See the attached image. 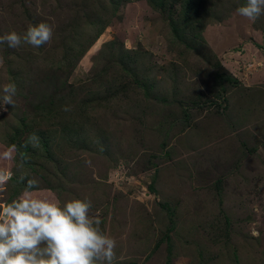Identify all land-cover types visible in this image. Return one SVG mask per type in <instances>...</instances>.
I'll list each match as a JSON object with an SVG mask.
<instances>
[{
  "label": "rangeland",
  "instance_id": "rangeland-1",
  "mask_svg": "<svg viewBox=\"0 0 264 264\" xmlns=\"http://www.w3.org/2000/svg\"><path fill=\"white\" fill-rule=\"evenodd\" d=\"M245 4L0 0V36L53 29L39 48L0 44V97L17 87L0 170L37 180L34 196L90 200L113 264H264V15Z\"/></svg>",
  "mask_w": 264,
  "mask_h": 264
},
{
  "label": "clouds",
  "instance_id": "clouds-1",
  "mask_svg": "<svg viewBox=\"0 0 264 264\" xmlns=\"http://www.w3.org/2000/svg\"><path fill=\"white\" fill-rule=\"evenodd\" d=\"M236 12L255 22L264 15V0H246ZM52 37L51 25L29 24L23 34L10 31L0 36V44L13 49L22 44L39 48ZM2 92L0 105H13L15 83L4 85ZM38 139L32 133L28 143L35 147ZM3 156L14 158L11 151ZM85 164L91 166V161L85 160ZM11 178L10 171L0 170V185ZM37 186V180L27 179L23 194L0 206V264H113L117 242L101 230V219L90 215L91 201L74 198L62 203L37 197L32 194ZM252 235L258 237L259 233L254 230Z\"/></svg>",
  "mask_w": 264,
  "mask_h": 264
},
{
  "label": "trees",
  "instance_id": "trees-1",
  "mask_svg": "<svg viewBox=\"0 0 264 264\" xmlns=\"http://www.w3.org/2000/svg\"><path fill=\"white\" fill-rule=\"evenodd\" d=\"M188 1V3H189V5L191 6V5H195L196 3H198L200 0H187ZM37 114H42V109H39L38 108V110H37ZM24 122H26V118L25 117H21L20 118V122H19V126L20 127H22V128H24L25 127V123ZM29 127V126H28ZM26 128V127H25ZM17 133V130L15 131V133H14V135ZM14 138V136L12 137V139ZM26 146L23 148V150L22 151H20V156L21 157H23L24 156V153H25V150H26ZM23 161V160H22ZM25 165L27 166V167H29V168H34L35 169V164H28L26 161H25ZM26 177L24 178V179H21V180H16L15 178H12V179H10L8 182L9 183H14V185L12 186L13 187V191H12V193H11V196L10 197H16L15 196V192L17 191V189L19 188V186H20V188H23V186L26 184ZM7 182V183H8ZM10 197H9V199H10ZM11 199H13V198H11ZM4 202H5V204H6V201L4 200Z\"/></svg>",
  "mask_w": 264,
  "mask_h": 264
},
{
  "label": "built area",
  "instance_id": "built-area-1",
  "mask_svg": "<svg viewBox=\"0 0 264 264\" xmlns=\"http://www.w3.org/2000/svg\"><path fill=\"white\" fill-rule=\"evenodd\" d=\"M5 203H4V201H0V206H2V205H4Z\"/></svg>",
  "mask_w": 264,
  "mask_h": 264
}]
</instances>
